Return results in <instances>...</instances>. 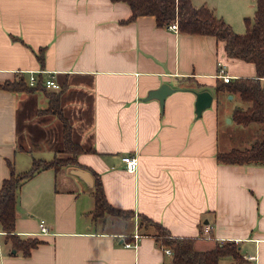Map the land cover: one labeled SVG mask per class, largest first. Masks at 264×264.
Instances as JSON below:
<instances>
[{
  "label": "crops",
  "instance_id": "crops-1",
  "mask_svg": "<svg viewBox=\"0 0 264 264\" xmlns=\"http://www.w3.org/2000/svg\"><path fill=\"white\" fill-rule=\"evenodd\" d=\"M191 2L238 34L256 10V0ZM130 15L124 1L0 0V84L22 77L30 88L0 87V187L11 170L22 173L34 159L64 154L61 120L48 109L47 92L59 94L71 137L82 147L76 164L41 169L21 183L11 234L40 241L24 253L0 225V264H171L154 228L139 226L142 214L173 236L192 237L197 250L234 241L242 260L227 255L219 264H264V163L216 158L255 138L236 146L220 131L258 127L232 124L230 100L239 96L216 92L219 68L233 80L256 77L255 64L228 56L212 34ZM30 71L38 86L28 84ZM49 75L57 89L42 88ZM163 82L177 89L162 106L144 99ZM202 89L213 101L196 117L193 90ZM124 154L136 156L135 171L125 169ZM75 167L90 174L92 185ZM95 177L107 202L133 216H92ZM135 232V246H124Z\"/></svg>",
  "mask_w": 264,
  "mask_h": 264
},
{
  "label": "trees",
  "instance_id": "trees-1",
  "mask_svg": "<svg viewBox=\"0 0 264 264\" xmlns=\"http://www.w3.org/2000/svg\"><path fill=\"white\" fill-rule=\"evenodd\" d=\"M127 2L131 8L129 19L139 15H153L159 26H164L176 20L178 29L187 33L212 34L222 40L225 52L230 57H238L255 64L256 77H239L228 82L218 79L215 85L216 92L237 94L246 102L245 107L236 106L231 113L232 120L242 126L252 123L264 126V0H256V10L251 22L245 18L246 31L242 34L235 33L231 27L211 9L205 5L195 6L191 0H112ZM42 61V52L37 56ZM37 83L35 86H38ZM1 88L13 91L29 90L22 77L13 81H5ZM31 87V86H30ZM42 88H45L43 86ZM46 89V88H45ZM49 98L48 109L53 111L62 124V149L63 155L55 156L50 160L34 159L31 167L22 173L13 170L5 178L0 187V225L3 231L13 239L15 246L23 249L24 253L35 246L38 239H19L13 234L15 220V203L17 190L21 183L34 173L45 168H59L63 165L76 164V154L82 147L71 137V128L63 116L59 105V94L47 92ZM259 127L256 128V130ZM259 137L255 136L248 147H233L228 151H218L216 158L222 163L248 164L264 163V128L260 130ZM93 217L112 214L129 218L133 216L132 210H125L110 205L104 195L100 180L95 177ZM139 226H152L155 230L154 239L159 246L171 250V264H219L221 257L230 255L237 261L242 260L238 246L234 241L217 243L208 250H197L192 237L173 236L167 228L151 218L140 215Z\"/></svg>",
  "mask_w": 264,
  "mask_h": 264
},
{
  "label": "built area",
  "instance_id": "built-area-1",
  "mask_svg": "<svg viewBox=\"0 0 264 264\" xmlns=\"http://www.w3.org/2000/svg\"><path fill=\"white\" fill-rule=\"evenodd\" d=\"M167 26H168V28H170V29H172L174 31L178 30V24H177L176 20H174V21L170 22L169 24H167ZM219 65H220V63H219ZM219 75L221 76V78H222V80L224 82H228L230 80V76L223 72L222 66H220V68H219ZM37 82H38L37 75L33 71H30L29 72V76H28V84L30 86H35L37 84ZM41 82L46 88H52V89H57L58 88V83L53 79V77L51 75L44 77L41 80ZM121 160L124 162V166H125V169L127 171L133 172V171H135L137 169L138 161H137L136 156H133L131 154H124V155L121 156ZM39 227H40V231L41 232H46L47 231V226H46L44 220H42V219L39 222ZM210 227L211 226L206 225L205 228L203 229V231L205 233H208ZM132 236L134 237V241L133 242H131V241L128 242L127 241V242L124 243V246H135L136 241L140 237V234L135 232V233L132 234ZM165 252L167 254H171V250L169 248H165ZM246 257L248 259H254L255 258L254 255H248Z\"/></svg>",
  "mask_w": 264,
  "mask_h": 264
},
{
  "label": "water",
  "instance_id": "water-1",
  "mask_svg": "<svg viewBox=\"0 0 264 264\" xmlns=\"http://www.w3.org/2000/svg\"><path fill=\"white\" fill-rule=\"evenodd\" d=\"M175 89H177V88L171 86L167 82H163L160 84L159 87L149 90L147 92V95L144 97V99L156 98L159 101L160 106H162L164 98L166 97V95H168L169 93H171ZM193 91L195 93L194 112H195L196 117H198L201 115V112L204 109L211 106V103L213 101V95L211 94L210 91H208L206 89L193 90ZM74 170L79 172V173L86 174L89 177V180H91V185H92L93 180H92L90 174H88L85 170L80 169L78 167Z\"/></svg>",
  "mask_w": 264,
  "mask_h": 264
},
{
  "label": "rangeland",
  "instance_id": "rangeland-1",
  "mask_svg": "<svg viewBox=\"0 0 264 264\" xmlns=\"http://www.w3.org/2000/svg\"><path fill=\"white\" fill-rule=\"evenodd\" d=\"M230 95L231 94H229V96ZM230 102L234 103L236 106H239V107L247 105L246 102L242 101L239 98H235L234 100H230ZM227 118H229V117H227ZM227 118H225V122L228 121ZM232 124H235V122L232 121ZM253 126L254 127L251 126L250 129H248V128L243 129V127H241V126L233 125V127L227 131L226 130L220 131V137L219 138L224 139V138L229 137L230 138L229 140L232 141L233 145H236V146L241 145L242 146L245 144V141L249 140V138L255 137V136L259 137L261 134L260 130L264 128V126H262V125H261V127L258 126L259 127L258 129H260V130L257 131L256 130L257 127L255 125H253Z\"/></svg>",
  "mask_w": 264,
  "mask_h": 264
}]
</instances>
